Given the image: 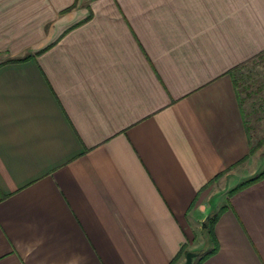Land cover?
Returning a JSON list of instances; mask_svg holds the SVG:
<instances>
[{
    "label": "crops",
    "instance_id": "obj_1",
    "mask_svg": "<svg viewBox=\"0 0 264 264\" xmlns=\"http://www.w3.org/2000/svg\"><path fill=\"white\" fill-rule=\"evenodd\" d=\"M262 51L264 0H0V264H264Z\"/></svg>",
    "mask_w": 264,
    "mask_h": 264
},
{
    "label": "rangeland",
    "instance_id": "obj_2",
    "mask_svg": "<svg viewBox=\"0 0 264 264\" xmlns=\"http://www.w3.org/2000/svg\"><path fill=\"white\" fill-rule=\"evenodd\" d=\"M232 75L242 110L251 130L253 150L256 153L258 151L261 156L259 162L262 169L264 167V52L240 64L232 71ZM223 194L225 190L221 187L215 193L216 196Z\"/></svg>",
    "mask_w": 264,
    "mask_h": 264
},
{
    "label": "trees",
    "instance_id": "obj_3",
    "mask_svg": "<svg viewBox=\"0 0 264 264\" xmlns=\"http://www.w3.org/2000/svg\"><path fill=\"white\" fill-rule=\"evenodd\" d=\"M262 52H264V51H262ZM260 53H258V54H260ZM27 58H28V56H25V57H23L21 59H14V60H11V61H22V60H25ZM238 66H235L231 71H233ZM263 177H264V169L261 172H259V173L255 174L254 176L250 177L249 179L244 180V181L236 184L233 188H231L228 191V195L233 194L234 192L240 190L241 188H243V187H245V186H247V185H249V184H251L253 182L258 181V180L262 179ZM221 210L222 209L220 208L218 211H214V212L209 213L207 215V217L203 220V229H204L205 233H208V235H210L211 237H213V225H214L218 215L220 214ZM216 250H217V243H215L214 247L212 249H210L209 251H205L204 249H201V250L199 249V250L195 251L197 253L196 256L199 257L198 262L203 261L205 258H207L209 255H211ZM182 252H183V249H181L179 251V253L171 260V262L169 264H175V262L181 256ZM186 252L187 251H185L184 253H186ZM192 264H194L193 261H192Z\"/></svg>",
    "mask_w": 264,
    "mask_h": 264
},
{
    "label": "water",
    "instance_id": "obj_4",
    "mask_svg": "<svg viewBox=\"0 0 264 264\" xmlns=\"http://www.w3.org/2000/svg\"><path fill=\"white\" fill-rule=\"evenodd\" d=\"M197 255L195 251H187L185 254V259L182 264H192L193 258Z\"/></svg>",
    "mask_w": 264,
    "mask_h": 264
}]
</instances>
